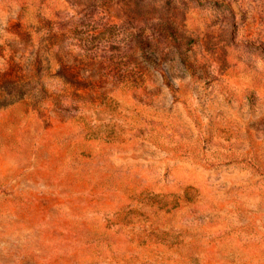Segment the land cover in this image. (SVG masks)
<instances>
[{
  "label": "rangeland",
  "instance_id": "1",
  "mask_svg": "<svg viewBox=\"0 0 264 264\" xmlns=\"http://www.w3.org/2000/svg\"><path fill=\"white\" fill-rule=\"evenodd\" d=\"M0 264H264V0H0Z\"/></svg>",
  "mask_w": 264,
  "mask_h": 264
}]
</instances>
